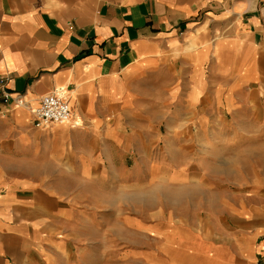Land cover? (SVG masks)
<instances>
[{
    "label": "crops",
    "instance_id": "0c3cea01",
    "mask_svg": "<svg viewBox=\"0 0 264 264\" xmlns=\"http://www.w3.org/2000/svg\"><path fill=\"white\" fill-rule=\"evenodd\" d=\"M0 264H264V0H0Z\"/></svg>",
    "mask_w": 264,
    "mask_h": 264
},
{
    "label": "built area",
    "instance_id": "2783aa9c",
    "mask_svg": "<svg viewBox=\"0 0 264 264\" xmlns=\"http://www.w3.org/2000/svg\"><path fill=\"white\" fill-rule=\"evenodd\" d=\"M9 95H4V101ZM24 100L21 96L15 98L16 105H22ZM34 126L48 128L52 123H65L71 120V112L68 101L61 93L51 92L42 96L40 104L32 109Z\"/></svg>",
    "mask_w": 264,
    "mask_h": 264
}]
</instances>
